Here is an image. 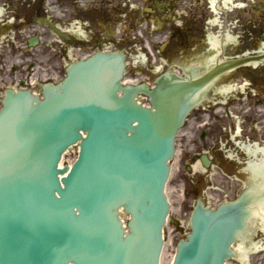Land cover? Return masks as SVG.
Returning <instances> with one entry per match:
<instances>
[{
    "label": "water",
    "instance_id": "95a60500",
    "mask_svg": "<svg viewBox=\"0 0 264 264\" xmlns=\"http://www.w3.org/2000/svg\"><path fill=\"white\" fill-rule=\"evenodd\" d=\"M123 70L122 58L97 55L38 104L10 94L0 112V264L159 263L168 162L191 87L159 92L146 108L132 92L119 95ZM81 130L79 159L60 178L69 170L58 168L62 153ZM121 205L132 214L126 237ZM200 214L173 264H223L220 218Z\"/></svg>",
    "mask_w": 264,
    "mask_h": 264
},
{
    "label": "flooded vegetation",
    "instance_id": "af4514ba",
    "mask_svg": "<svg viewBox=\"0 0 264 264\" xmlns=\"http://www.w3.org/2000/svg\"><path fill=\"white\" fill-rule=\"evenodd\" d=\"M0 12V96L44 93L42 80L61 81L96 51L189 81L218 62H248L193 105L178 151L202 206L238 214L227 264H264V0H0Z\"/></svg>",
    "mask_w": 264,
    "mask_h": 264
},
{
    "label": "rangeland",
    "instance_id": "374dc122",
    "mask_svg": "<svg viewBox=\"0 0 264 264\" xmlns=\"http://www.w3.org/2000/svg\"><path fill=\"white\" fill-rule=\"evenodd\" d=\"M129 70L137 69L132 67ZM247 101V98H244V102ZM180 158L181 155H179L178 159L174 162L173 177L168 185V197L172 201V212L168 225L165 229L166 246L162 256L161 264H170L172 262L180 241L184 240L187 234L191 232V213L199 204L198 198L194 200L188 195H185L187 198H185L186 202L184 203V194L182 190L187 185L185 179L187 172L186 165L180 164ZM187 188L189 189V187ZM192 190L195 192L193 188ZM188 213H190L189 216L187 215ZM174 222L177 224V226L173 225Z\"/></svg>",
    "mask_w": 264,
    "mask_h": 264
},
{
    "label": "bare ground",
    "instance_id": "6f19581e",
    "mask_svg": "<svg viewBox=\"0 0 264 264\" xmlns=\"http://www.w3.org/2000/svg\"><path fill=\"white\" fill-rule=\"evenodd\" d=\"M1 16H2V13L0 12V18H1ZM227 91H228V89H227ZM260 166H261V164H259ZM241 249V248H240ZM242 250H245V249H242Z\"/></svg>",
    "mask_w": 264,
    "mask_h": 264
}]
</instances>
